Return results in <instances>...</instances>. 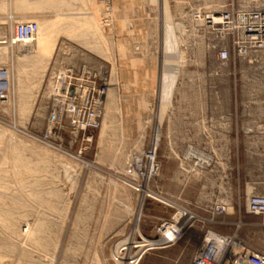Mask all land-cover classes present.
<instances>
[{
    "label": "rangeland",
    "instance_id": "1",
    "mask_svg": "<svg viewBox=\"0 0 264 264\" xmlns=\"http://www.w3.org/2000/svg\"><path fill=\"white\" fill-rule=\"evenodd\" d=\"M233 1L239 0H168L177 51L166 53L164 28L156 48L138 53L153 59L155 80L131 88L128 80L116 79V50L108 46L113 0L74 2V11H58L67 15L42 9L39 17L0 18L6 40L0 56L13 81L9 101H0V264H127L139 234L155 238V229L178 211L197 219L191 234L169 249L150 251L139 264H191L205 223L214 219L209 202L226 192L235 205L228 221L238 220L242 207L243 221L258 226L241 228V236L264 249V228L245 214L243 196L247 182L264 179V53L260 67L233 60L223 66L207 39L193 43L187 33L189 10L221 12ZM29 4L8 0L4 9L26 13ZM31 21L40 27L33 42L13 43L14 25ZM81 66L104 70L110 84L103 127L84 163L32 139L48 127L53 73ZM176 67L172 97L162 108L163 73ZM194 104L200 106L195 114L187 109ZM157 130L158 174L134 180L129 166L149 151ZM189 149L209 152L212 161L186 176L181 165ZM130 182L142 184L145 193H136ZM218 229L230 234L235 228ZM122 248L127 252L118 260Z\"/></svg>",
    "mask_w": 264,
    "mask_h": 264
},
{
    "label": "built area",
    "instance_id": "2",
    "mask_svg": "<svg viewBox=\"0 0 264 264\" xmlns=\"http://www.w3.org/2000/svg\"><path fill=\"white\" fill-rule=\"evenodd\" d=\"M187 14V33L193 43L207 39L209 47L218 52L223 66L232 60L261 66L260 59L264 53V0L233 1L227 10L221 12L206 13L193 8ZM39 30L37 22H18L13 28V43L32 41ZM4 44L6 40L0 36V46ZM12 86V73L7 67L0 66V101L4 104L9 101ZM109 88L104 70L94 71L87 66L56 70L51 78L48 127L40 137L32 139L53 152L84 163L83 155L93 145L94 134L103 127ZM66 137L69 141H66ZM155 144L156 140L143 157L133 158L128 169L129 177L147 181L158 174V144ZM193 151L189 149L182 158L183 175L189 176L210 166L212 157L209 152ZM130 183L136 193H145L142 184ZM243 196L246 199L245 214L258 219L264 228V179L247 182ZM233 199V194L226 192L209 202L208 210L214 219L205 223L208 227L203 229L191 264H264V249L256 248L252 241L240 234L241 228L258 225L243 221L242 207H239V219L228 221V216L234 213ZM196 221L187 212L178 211L169 222L155 229V238L147 239L139 234L140 241L133 242L131 246V252L132 249L137 251L125 259L126 263L139 264L150 251L177 245L191 234ZM218 228L235 229L229 234ZM126 252L127 249L122 248L116 258L122 260Z\"/></svg>",
    "mask_w": 264,
    "mask_h": 264
},
{
    "label": "crops",
    "instance_id": "3",
    "mask_svg": "<svg viewBox=\"0 0 264 264\" xmlns=\"http://www.w3.org/2000/svg\"><path fill=\"white\" fill-rule=\"evenodd\" d=\"M7 1L8 0H0V18L11 15L39 17L42 15V9H48L49 13L54 10L57 11L56 14L58 15H67L68 13H58V11H74V2L84 0H31L32 4L23 6L28 10L26 13H20L19 11L16 14L11 12L8 8L4 9V2ZM42 1H48V6L46 8H42ZM167 5L168 0H113V20L111 29H109L112 36L111 40L108 42V46L116 50V57H114L112 63L116 66L115 71L118 82H125L128 80L131 88L133 84L137 85L140 80H155V69L150 64L151 61L153 63V59L150 61L145 60V58H139L138 53L142 49L156 48L157 42L161 40L164 28H166V53L168 54L169 51L176 53L177 49L175 44L172 40H169L172 32L167 24ZM80 14H84V12ZM1 26L4 25L1 24ZM0 66H4V58L2 55L0 56ZM177 74L178 68L173 80L166 74V71L163 73L160 92L163 105L162 108H166L172 97L174 88L172 87L173 90L170 94V86H174L172 82L176 83ZM140 93L136 94L138 95ZM145 95H148L147 92H145ZM199 108L200 106L195 104L187 107L193 114H195ZM194 117L195 115H193V118ZM177 177V183H179L180 174H178Z\"/></svg>",
    "mask_w": 264,
    "mask_h": 264
},
{
    "label": "bare ground",
    "instance_id": "4",
    "mask_svg": "<svg viewBox=\"0 0 264 264\" xmlns=\"http://www.w3.org/2000/svg\"><path fill=\"white\" fill-rule=\"evenodd\" d=\"M168 24V23H167ZM168 27H171L169 24H168ZM173 28V27H172ZM174 29V28H173ZM169 40H170V37H169ZM171 41V40H170ZM31 42H33V40L32 41H29V42H27V43H31ZM42 40H38L37 41V44H35V46H37V47H40V46H42ZM171 51H169V53H170ZM171 54H172V52H171ZM169 66H177V65H169ZM173 67V68H174ZM178 67V66H177ZM177 67L175 68L176 70H177ZM173 70V69H172ZM176 70H175V72H170L169 70H167L166 71V73H167V75H171L170 77L174 80V78H175V75H176ZM176 81V80H175ZM173 84L175 83V82H172ZM172 86V85H171ZM159 130V129H158ZM157 130V135H156V144L155 145H157L158 143H159V140H160V135H161V132L160 131H158Z\"/></svg>",
    "mask_w": 264,
    "mask_h": 264
}]
</instances>
